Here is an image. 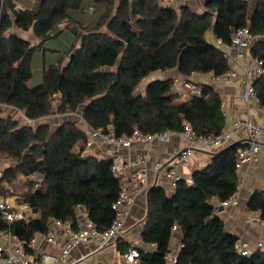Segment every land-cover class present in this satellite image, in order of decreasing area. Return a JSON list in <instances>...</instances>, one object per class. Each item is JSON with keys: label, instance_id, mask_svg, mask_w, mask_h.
Returning <instances> with one entry per match:
<instances>
[{"label": "trees", "instance_id": "obj_1", "mask_svg": "<svg viewBox=\"0 0 264 264\" xmlns=\"http://www.w3.org/2000/svg\"><path fill=\"white\" fill-rule=\"evenodd\" d=\"M166 1L38 0L32 7L19 8L11 0H0V103L14 106L30 120L53 111L79 110L89 126L111 129L116 135L135 129L144 134L183 132L187 123L197 134L218 133L225 117L212 85L199 84L200 93L188 99L173 91L170 77L150 80L144 91L136 88L156 71L175 70L183 76L229 71L223 51L206 38L209 30L228 45L234 31L248 26L255 36L250 55L264 63V0H203L202 11L178 0ZM63 21L74 35L71 46L47 62L40 81L28 84L33 78L32 54L44 50L62 31L58 23ZM133 25L137 34L131 31ZM10 28L31 30L38 43L18 31L6 33ZM113 66L114 70L103 69ZM254 87L264 107V72ZM85 140L86 133L73 121L53 130L47 122L33 126L0 115V160L13 162L0 180L17 174L41 177L37 186L28 181L17 193L18 201L30 204L33 216L8 225L27 252H33L32 238L47 231L50 219H74L78 206L88 210L99 230L111 223L120 183L109 158L83 153ZM239 146L234 143L214 152L208 164L192 171L190 181L178 180L170 196L160 186L148 189L141 238L153 247H139V264L166 263L174 225L182 230L175 264H264V248L239 253L237 236L224 230L211 202L236 191ZM246 209L264 220V189L251 191ZM6 226L0 219V228Z\"/></svg>", "mask_w": 264, "mask_h": 264}, {"label": "built area", "instance_id": "obj_2", "mask_svg": "<svg viewBox=\"0 0 264 264\" xmlns=\"http://www.w3.org/2000/svg\"><path fill=\"white\" fill-rule=\"evenodd\" d=\"M168 0L165 3H170ZM188 1V0H180ZM203 1V0H202ZM93 10L89 8V12ZM66 22L58 23L59 28L64 27ZM213 42L223 51L225 57L231 64V69L225 73L212 75L213 83H229L239 77L241 82L240 95L242 100L249 104L251 101L258 103L254 83L264 72V63L261 59L250 55V49L253 46L255 36L251 33L248 26L234 31L231 35L230 44L222 43L221 39L212 37ZM245 59L244 63L241 60ZM170 71V70H168ZM166 71V72H168ZM165 73V72H164ZM168 76V75H166ZM191 76V75H190ZM190 76L173 74L171 76L173 89L180 91L181 88H191V94H199V88H196L190 81ZM144 78L141 79L142 82ZM182 96L185 92L181 93ZM185 97V96H184ZM190 97V96H189ZM188 97V98H189ZM187 98V99H188ZM264 111V107H262ZM225 121L226 115L223 113ZM84 132L86 140L84 142L83 153L94 149L101 153L104 158L111 160V171L113 176L119 181L120 188L116 200L113 202L114 217L107 228L99 230L89 216L86 208L78 206L75 218H52L49 221L48 229L45 233H40L42 238L55 248V251L27 252L24 242L12 233L8 226L10 222L23 220L27 222L33 215L32 207L28 202L17 200V186H22L25 182L32 181L34 186L40 182V175L25 176L17 174L12 180H0V219L7 224L5 228H0V264H74L76 260L69 258L73 249L90 240L95 241V250L110 245L117 240L124 232L126 219L129 216L132 207L137 199L147 192L152 182L149 178V169L157 173L167 174L173 182L182 179V176L176 172V168L187 162L188 155L194 149L205 151H217L222 148L230 139L236 129H241L245 133V139L237 149L235 169L238 171L244 164H255L259 159L260 145L264 143V126L255 121L251 116L234 119L227 122L216 134H197L187 123L184 127V137L186 144L183 148L177 150L167 161H154L151 168L146 164V158L140 157L138 161L141 166L138 172H129L125 168V159L122 154L123 149H130L135 144L167 142L173 134L169 130L144 134L135 129L129 135H116L113 130L102 131L89 126L83 119ZM134 162V163H135ZM241 183L237 185L236 191L227 199L218 201L211 199L215 211L220 207L235 206L239 202V191ZM264 223V222H262ZM34 238L31 240L34 241ZM182 243L179 242L173 260H176V254ZM235 246L239 253L249 255L255 251L250 244L242 237H237ZM258 246L264 248V243H258ZM81 255L77 260L83 258ZM122 258L126 264H139L140 250L137 245H129L122 253ZM95 264H112L110 261L101 260Z\"/></svg>", "mask_w": 264, "mask_h": 264}, {"label": "crops", "instance_id": "obj_3", "mask_svg": "<svg viewBox=\"0 0 264 264\" xmlns=\"http://www.w3.org/2000/svg\"><path fill=\"white\" fill-rule=\"evenodd\" d=\"M11 1L15 3L16 7L19 8L32 7L38 2V0ZM178 2L188 4L191 7L188 1L178 0ZM198 11H200V9ZM13 31L18 30H16L15 28H10L6 33ZM18 32L22 37L28 39L32 44L38 43V39L34 37L31 30ZM56 36V38L52 40V48L47 47V44L50 42L48 41L45 45L44 50L38 49L32 54L31 63L33 78L32 80L28 81V84L40 81L42 69L44 68V66H46L47 62L54 60L60 52L65 49H68L71 46L74 38L73 32L67 28H63L62 31ZM212 37V31L209 30L206 34V38L208 40H212ZM49 48L51 49L50 51L48 50ZM241 63L244 62L241 61ZM172 71L176 72L175 70ZM194 74L192 75L194 76ZM198 75L204 77L201 80L202 83L212 85L215 90L220 94L222 100V110L228 120L225 121V124L234 119L242 118L245 116H251L255 121L259 122L264 126V111L262 107L256 102L251 101L249 104H246L242 100L240 95L241 82L239 77L229 83H213L210 82V80H206V78L211 79L213 75L211 71L200 73ZM156 78H164V72L156 71L154 73H151L147 77H144L145 80L147 79L146 83ZM145 85L142 88L143 91L145 89ZM57 96L59 98L60 94H57ZM4 114L11 115L14 119L20 120L22 124L29 125H33L34 122H38L39 124V122H42V120H44L45 118L47 119V117H50V115H52L50 114L38 120H30L24 116L21 110L15 108L14 106L0 103V115L4 116ZM61 115L63 116L65 114H60L59 116ZM57 118L59 117H55L54 120L56 121ZM172 133L173 134L167 142L155 141L153 143H140L135 144L130 149H123L122 154L125 159L126 170L129 172H138L141 164L139 161L138 163H136L135 161H137L140 157L146 158V164L150 168L151 163H153L154 161L169 160L177 150L183 148L186 144L183 132ZM244 139V131L241 129H236L232 133L230 139L222 148H225L234 143L242 145ZM76 149H78V146H76ZM91 150L93 151L89 150V152H92V155L104 158L103 155L98 151H94V149ZM214 152L216 151L194 149L188 155L187 162L183 165L178 166L175 170L178 174L182 176V178L186 179L187 181H190V175L192 171L201 169L206 164H208ZM10 166H13V162L9 161L8 159L0 160V177L3 171ZM236 172L239 178V182L241 183L239 191V202L235 206L223 207L222 210L218 208L216 210V214L219 215V217L223 220L224 230L226 232L232 233L237 237H242L245 241L250 244L253 249H263V247L258 246V243H264V223H262L264 222V220H261L259 218V213L257 211L247 210L246 204L251 191H253L254 189H264V143L260 145L258 162L255 164H244ZM149 178L152 182L151 186H160L165 190L167 195H172L175 189L176 182H173V180L167 174L157 173L153 169H149ZM19 187L20 186H17V191ZM147 197L148 190L146 193H144L137 199L135 205L132 207L129 216L126 219V224L122 235L110 245L95 250L94 247L96 246V243L95 241L90 240L89 242L80 244L75 249H73L70 253L69 258L71 260H76L74 264H95L96 262L101 260L110 261L112 264H126L125 260L122 258V253L127 249L129 245L134 244L145 250H150L153 245L145 244L141 238L143 221L147 214ZM34 237V241H32L31 245L33 248V253H37L40 251H55V248L52 247L49 243H47L42 238V235L40 233H36ZM181 237L182 230L180 226L174 225L172 229L170 246L171 249L168 253L165 264H175V261L173 260V255L176 252V248L178 243L180 242ZM81 255L85 256L77 260ZM13 264L19 263L16 262Z\"/></svg>", "mask_w": 264, "mask_h": 264}, {"label": "rangeland", "instance_id": "obj_4", "mask_svg": "<svg viewBox=\"0 0 264 264\" xmlns=\"http://www.w3.org/2000/svg\"><path fill=\"white\" fill-rule=\"evenodd\" d=\"M188 3H190V5H191V7H192V9H194V10H199L200 9V11L203 9V1L202 0H190V2H189V0H188ZM93 12V11H92ZM92 12L89 14V15H92ZM62 29L63 28H66V24L64 25V27H61ZM131 31L134 33V34H137V28L135 27V25H133V27L131 28ZM57 37V36H56ZM56 37H53V38H51L49 41V43L47 44V47H50V48H52L53 47V43H52V40L53 39H55ZM79 43V40L76 42V44H78ZM48 49L49 51L51 50V49ZM53 52V51H52ZM50 53V52H49ZM57 53V52H56ZM67 59H65V61H66ZM241 61H243V62H245V59H242ZM116 68V66H113V67H110V68H103L104 70H114ZM173 74H177V72H174V71H172V70H170V71H168V72H165L164 73V78H168V77H170L171 78V76L173 75ZM179 74V73H178ZM198 74H200V73H196V74H194V76L193 75H191L190 76V79H189V81L196 87V88H198L199 87V84H201L202 82H201V80L204 78L203 76H201V75H198ZM166 75H168V76H166ZM209 77V76H208ZM210 77H211V75H210ZM147 80V79H146ZM146 80L144 79V80H142V82H140L139 83V85L137 86V88H136V90L137 91H139V90H142V88L144 87V85H145V83H146ZM206 80L207 81H209L210 80V82L212 81V79H210V78H206ZM216 85V84H215ZM172 89H173V87H172ZM173 91H175V92H178L179 94L180 93H183V92H185V98H184V96H182L181 94H180V96H181V99H187L186 97H189L190 95L189 94H191V88H181L180 89V91H176V90H174L173 89ZM58 96L56 95V96H54V99H52V104L53 105H56V103H57V101H58ZM52 115H50V117H47V119L45 118L44 120H42V122H47L49 125H50V128L51 129H55V128H57L59 125H60V123H62V122H64V121H73L77 126H79V127H81L82 129H84V123H83V121H82V117H81V112L78 110V111H75V112H65L64 114L65 115H61V116H59L60 114L59 113H56L55 111H53L52 113H51ZM4 116H7V115H5L4 114ZM11 116V115H10ZM55 117H59V118H57V120L55 121L54 120V118ZM49 121H50V123H49ZM19 122L22 124V122L19 120ZM42 122H39V123H42ZM38 124V122L36 123V122H34L33 123V126H35V125H37ZM90 151H93V150H90ZM95 151V150H94ZM85 154H92V152H87V153H85ZM25 183H27V182H25ZM25 188V184H23V186H21V187H19L18 188V191H20V190H23Z\"/></svg>", "mask_w": 264, "mask_h": 264}, {"label": "water", "instance_id": "obj_5", "mask_svg": "<svg viewBox=\"0 0 264 264\" xmlns=\"http://www.w3.org/2000/svg\"><path fill=\"white\" fill-rule=\"evenodd\" d=\"M225 148H226V147H225ZM219 209H221V210H222V209H223V207H222V206H220V207H219Z\"/></svg>", "mask_w": 264, "mask_h": 264}]
</instances>
